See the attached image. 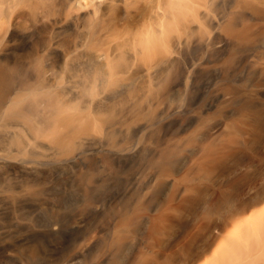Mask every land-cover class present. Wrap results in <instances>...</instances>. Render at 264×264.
<instances>
[{
	"label": "rangeland",
	"instance_id": "rangeland-1",
	"mask_svg": "<svg viewBox=\"0 0 264 264\" xmlns=\"http://www.w3.org/2000/svg\"><path fill=\"white\" fill-rule=\"evenodd\" d=\"M149 1L15 0L9 10L0 9V33L9 27L15 37L0 44L1 64L18 61L31 63V67L40 65L42 70L50 67L54 83L62 82L78 68L86 71L84 74L101 73L106 77L108 65L97 62L94 54L102 51L118 76L111 81L102 78L97 91H110L115 85H122L119 91L123 90L125 82L132 84L140 75V63L142 66L155 60V54L151 55L153 60L147 58L151 61L144 59L143 47L138 43L154 23ZM158 1L173 13L163 22L172 23L174 32L201 19V31L204 28L212 33V29L218 37L214 41L224 39L227 46L220 47L213 41L210 56L196 53V57L192 54L193 61H189L191 57L183 61L200 63L188 91L174 88L164 96L171 101L179 89L183 93L182 109L169 117V122L159 120L142 131L133 127L123 139L126 143L119 140L121 145L140 141L142 158L139 153L129 162L131 165L123 167L119 160L112 161L111 156L107 159L109 155L104 152L106 173L102 175L111 170L109 176L113 179L112 174H118L119 179L114 175L118 180L105 182L106 188H112L104 186L98 192L92 207L95 209L81 206L74 211L76 214L82 210V216L78 214L79 228L60 252L44 251L29 241L17 246L13 253L45 260L47 264H229L227 245L241 240L242 233L256 221L245 218L250 209L259 208L264 200V0H229L223 7H214L211 14L218 20L216 26L199 18V0ZM219 13L225 17L219 18ZM169 36L151 34L156 60L160 58L158 54L171 47ZM74 47H78V52L72 53ZM129 49L137 52L135 60L125 53ZM119 75L123 76L121 81L116 80ZM109 102L100 107L111 106ZM154 107L158 110L160 105L154 103ZM160 152L163 157L155 155ZM102 153H98L101 158ZM100 170L99 176L103 172ZM59 172L43 170L30 176V181L27 179L33 188H39L52 175L53 183L48 182L51 186L47 190L51 195L43 197L58 200L61 194L57 183L63 181ZM56 173L61 181L53 176ZM34 181L36 184H32ZM53 191L60 195H53ZM22 207L12 211L15 220L35 228L44 223V216ZM2 222L8 225L10 219ZM65 237L60 234L57 239ZM0 264L15 263L0 257Z\"/></svg>",
	"mask_w": 264,
	"mask_h": 264
},
{
	"label": "bare ground",
	"instance_id": "bare-ground-1",
	"mask_svg": "<svg viewBox=\"0 0 264 264\" xmlns=\"http://www.w3.org/2000/svg\"><path fill=\"white\" fill-rule=\"evenodd\" d=\"M14 1L0 0V9L9 10ZM228 1L199 0V18L216 26L219 23L211 14V10L214 7L225 6ZM149 3L151 7L150 17L154 23L138 39L139 46L143 47V57L148 61L150 59L147 58H151V55L155 54L152 58L156 60L157 52L155 53L151 34L169 33L171 36H169L171 38V40L169 39L171 42L169 47H171L169 50L165 48L166 51L163 50L162 52L165 51L164 54H158L160 55L158 60L155 61L151 58L153 60H150L153 62L151 64H149L150 62L146 64V62L140 66L141 63L135 62L139 64L137 67L140 69V75L138 78L136 77V80L133 79L134 82L131 80L132 84H129L130 81H128L129 83L126 85L125 82L120 94L118 91L122 89L119 88L122 85H115L116 88L118 87L117 91L113 87L115 91L113 89L106 91L103 90L104 88H100L103 91H97L99 90L98 84L101 86L103 79L107 77L110 80L112 77L118 76L117 72L113 73L115 70L107 62V59L110 58L106 57L102 51L94 53L95 59L97 62L103 63V66L104 64L108 65L109 69H105V73L103 72L107 75L108 71V76L103 77L105 75L99 72H97L99 74L92 73L93 75L89 72L84 74L86 71L83 72L81 68H78L77 71L69 73L65 80H61L62 82L59 81V83H54L53 70L50 71V67L49 69L44 67L48 70H42L39 68L40 65L31 67V63L29 65L28 63L23 64V61V63L10 61L12 64L6 63V65L0 61V64L3 63L0 65V257L13 260L15 264H47L48 261L44 263L45 260L25 258L22 254H15L13 251L17 246L29 241L36 242L40 248L47 252H57L64 248L67 245L68 237L70 238L73 232L79 228L80 217L78 214L81 215L82 210L76 214L74 211L78 208L81 209V206H90L92 209L96 203L94 202L95 196L104 188L105 182L109 181L108 183L112 184L110 182L112 177L109 176L111 170L109 171L110 174H107L108 177L106 174L102 175V173H106L103 170H106L103 168L105 166L103 163L105 164L107 161L104 158L106 156L104 152L109 155L106 157L107 159L111 156L112 161L119 160L122 162L120 164L122 166L123 164H130L131 160L133 161L140 155L139 153H141L139 157L142 158L144 154L140 150V141L131 145H129L131 142L128 145H121L123 143L119 142L124 141L126 136H129L128 133L132 129L134 130L133 127L141 131L147 130L157 121L168 120L169 117L182 109V94L188 91L192 77L194 79L195 73L193 72L200 63L192 62L190 69L191 64L183 63V61L186 62V59L188 60L190 57L189 61H191L193 59L192 54L195 56L196 53V56L204 54L206 57L205 54L207 53L209 55L211 44L218 37L213 34L212 29L210 30L212 33L204 31V28L201 31L200 28L203 25L200 23L201 19L186 22L184 27L181 24L183 28H180L179 32H174L172 23L165 24L163 22L165 17H169L173 13L161 7L158 0H150ZM188 5L186 6L189 7ZM224 15H222L223 18ZM222 16L220 14L219 18L222 19ZM6 24L5 22L3 27ZM11 38H13L11 28H3L0 33V44ZM214 42L215 44L218 43L220 47L227 46L226 41L221 38L217 40V43ZM5 50L7 51V48ZM78 50V47H74L72 53H76ZM117 52L119 53V51ZM125 53L131 60H135L137 57V52L134 49H129ZM114 55L118 54L114 53ZM110 64L112 65V63ZM36 67L38 68L35 69ZM133 67H130V70ZM116 69L118 68L116 67ZM121 77L123 76L116 80L120 79L121 81ZM107 78L105 80H108ZM104 83H108V81H104ZM174 88H181L184 92L182 93V90L179 89L180 93L175 94L173 101L164 99L167 91ZM119 95L124 96L119 97ZM116 98L119 101L116 100L114 103ZM119 98L123 99L120 100ZM104 101L113 103L109 102L110 104H108L111 106L102 109L100 106L104 103L106 105ZM77 103H81L80 107ZM154 103L160 105L158 110H155V107L152 108ZM124 143L126 142L124 141ZM101 152H103L102 158L104 159L99 157L100 155L98 156V153L101 154ZM158 154L160 155L161 152L155 155ZM163 155L162 152L160 157ZM48 169L60 170L58 176L63 178L61 181L56 177L57 173L53 175L56 180L58 178V181L62 182H59L61 185L57 183L60 187H56L54 184L56 189L60 190L61 195L55 192L58 196L60 195L59 199L56 198L58 200H53V198L52 201L48 199L49 197H43L44 194H49L47 190H50L51 185L48 182L53 183L51 181L52 175L49 174L50 180L44 184L41 182L42 186L39 188V185L33 188L34 185L32 186L28 182V179H31L30 176ZM98 170H103L101 173L99 171L100 176L97 175ZM114 175L112 174L113 181ZM109 177L111 178L109 179ZM53 180L55 181V179ZM111 188L112 186L109 188L105 186V189ZM54 191L53 195L55 194ZM56 194L55 196H57ZM16 205L21 206L17 208ZM259 205V208L250 209L245 218V221L256 219L253 226L242 233L241 240L229 242L227 245L226 255L229 264H264V254H260L261 252L264 253V200ZM22 206L44 216V223L35 228L26 222L15 220L12 211L15 207L19 209ZM2 219H6V221L10 219L9 224L5 225ZM60 234L66 237L63 240L57 239ZM72 260L74 261V259ZM68 262L73 263L70 260Z\"/></svg>",
	"mask_w": 264,
	"mask_h": 264
}]
</instances>
